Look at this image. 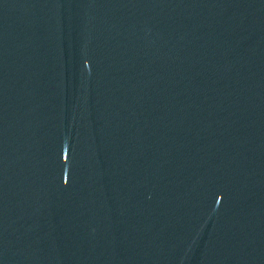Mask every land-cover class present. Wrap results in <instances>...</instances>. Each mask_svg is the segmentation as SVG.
Returning <instances> with one entry per match:
<instances>
[{
  "label": "water",
  "instance_id": "95a60500",
  "mask_svg": "<svg viewBox=\"0 0 264 264\" xmlns=\"http://www.w3.org/2000/svg\"><path fill=\"white\" fill-rule=\"evenodd\" d=\"M0 264H264V0H0Z\"/></svg>",
  "mask_w": 264,
  "mask_h": 264
}]
</instances>
